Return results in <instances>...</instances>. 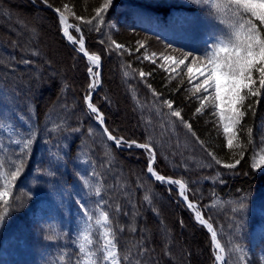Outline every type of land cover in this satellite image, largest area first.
<instances>
[{"label":"trees","instance_id":"obj_1","mask_svg":"<svg viewBox=\"0 0 264 264\" xmlns=\"http://www.w3.org/2000/svg\"><path fill=\"white\" fill-rule=\"evenodd\" d=\"M48 3L60 8L73 28L79 27L88 51L103 60L94 102L108 130L117 138L149 143L156 152L155 170L185 183L189 198L213 223L226 253L224 264H264V90L258 102L256 97L244 102L254 107L241 108L245 116L231 130L229 148L216 109L206 102L196 112L207 93L193 95L189 89L203 78L189 83L183 65L176 76L168 70L175 65L161 58L204 53L180 43L182 29L174 25L160 31L141 23L152 13L159 19L197 22L200 15L213 12L211 5L205 0H112L103 23L92 21L99 31H90L92 26L77 17L92 20L106 0ZM0 9L6 16L0 15V157L5 160L0 171L7 175L14 170L11 161L18 147L11 140L29 134L33 140L14 184L7 188L0 179V190L9 192V211L0 225V264L96 261L79 247L86 227L84 209L92 219L101 211L108 213L106 227L113 233L119 264H214L210 234L175 190L148 176V153L118 149L88 113L83 91L89 64L61 35L55 12L41 0H0ZM38 17L42 23L35 22ZM30 34L33 41L28 40ZM223 36L222 31L208 37L214 43ZM44 40L50 50L43 48ZM112 41L124 47L118 50ZM56 53H62V59ZM190 62L191 57L185 63ZM140 71L146 75L140 77ZM119 99L126 119L117 108ZM165 101L172 102L171 109ZM173 111L181 116H173ZM237 159L234 169L225 167ZM241 203L244 209H239ZM4 208L0 202V213ZM92 219L88 251L94 254L100 231Z\"/></svg>","mask_w":264,"mask_h":264},{"label":"snow or ice","instance_id":"obj_2","mask_svg":"<svg viewBox=\"0 0 264 264\" xmlns=\"http://www.w3.org/2000/svg\"><path fill=\"white\" fill-rule=\"evenodd\" d=\"M43 3L47 4L48 0H42ZM194 4H200L201 0H191ZM209 3L213 9L212 15L215 19L219 20L222 24L227 27L222 29L224 36L223 38H218L210 46H206L204 49L203 56H197L193 52L181 53L179 58L171 55H161L163 61L170 64H174L175 67H171L168 70L179 76L180 73L177 69L183 65L187 70V75L189 77V83L194 79H199L202 77L199 83H195L189 91L193 95L197 93H207L201 99V106L196 109L197 113H200L205 107L207 102L216 109L219 119L223 121V131L228 134L227 145L229 148L233 147V136L232 129L240 123L242 118L245 116L246 110H252L254 105L249 103L245 106V101L256 97L258 102L261 90H264V0H205ZM112 3V0H106V3L101 7L97 8L96 15L92 20L84 21L83 17H77V20L83 21L84 23L91 25L89 29L99 31L95 25L92 24L93 20H98L103 23V13L107 10L108 6ZM67 8V5H65ZM55 11L59 14V19L62 24H64L63 31L67 36V39L72 41L74 44L79 45V51L86 53L85 41L83 39V33L80 32L79 27L76 31L80 33V39L69 34L68 26L65 23L66 17L64 12L60 8H56ZM116 49H122L124 46L121 44H116L112 41ZM141 47L143 45L141 44ZM169 47H171L169 45ZM156 54L153 53L152 56ZM191 57L190 63H185ZM88 59L93 64H99L100 56L90 55ZM144 59H152L151 56L145 55ZM160 67H165V64H161ZM195 69V71H194ZM89 73H93V69H88ZM140 77H144L146 74L143 71L139 73ZM259 84L257 88L256 85ZM90 87H95V82ZM149 87H151L149 85ZM87 99V97H86ZM164 103L171 109L172 102L165 101ZM89 108L93 113H98V109L95 105L89 102ZM172 115L175 117H180V111H173ZM97 119L103 123L102 114L97 115ZM189 128L191 125H187ZM13 133H16L13 127ZM107 132V129H104ZM251 130H249L250 132ZM109 139L115 141L116 145L124 143L126 147H139L147 152H149L150 163L148 164L147 171L155 176L158 181L168 180L171 184H179L181 195H183V190L186 187L181 181L172 180L166 178L162 175L157 174L152 163L155 162L156 156L155 152L152 150L149 143L137 144L136 141H131V143L124 141V139L112 136L108 133ZM249 139L251 137L249 136ZM264 142V141H262ZM10 144H14L18 147V155L15 160L11 161V170L7 175L0 171V179L5 181V187L10 188L16 179L21 175L25 161L28 158V154L33 145V140L31 139V134L28 137H20L19 139L11 140ZM4 152L2 143H0V154ZM243 154V150H241ZM261 160H264V156H261ZM217 163H220L217 161ZM240 160L237 159L234 164H227L225 167L229 169H234ZM5 164L4 158L0 157V169H3ZM85 180V184H87ZM96 194H100V189H96ZM9 192L5 190H0V202L5 204L3 213H0V225L3 224L6 214L9 211L8 200L6 197ZM187 199V197H185ZM84 206L81 205V208ZM99 207V206H98ZM188 207H193L191 203ZM245 205L243 203L239 204V209H244ZM86 216V227L81 230L80 235L82 236L83 243L79 245L80 251L86 256L94 255L92 252L88 251V247L93 243L88 232L91 228V216L88 215V210L84 209ZM108 213L100 212V218L96 219V225L104 227L108 221ZM196 219L200 221L201 224H206L207 221L201 218L199 212L196 213ZM208 228L211 229L212 225L208 224ZM113 233L110 228H104L103 232V264H119L117 258V250L115 241L111 238ZM212 239L216 241V247L219 249L220 253H223L224 249L220 247V242L216 240L217 233L212 231ZM217 260H221L222 256L217 254L215 257ZM85 264H96L95 260L85 261Z\"/></svg>","mask_w":264,"mask_h":264},{"label":"rangeland","instance_id":"obj_3","mask_svg":"<svg viewBox=\"0 0 264 264\" xmlns=\"http://www.w3.org/2000/svg\"><path fill=\"white\" fill-rule=\"evenodd\" d=\"M0 15H4L3 17H6L5 16V13H3V11H1V9H0ZM7 20V19H6ZM35 20V22H37V23H42V19H40L39 17L38 18H36V19H34ZM17 22V21H16ZM19 22V21H18ZM17 22V25L19 26V27H22V25H20V22L18 23ZM8 28H9V30L10 31H15V32H19V30H17L14 26H8ZM26 29V28H25ZM21 30H23V29H21ZM24 31V30H23ZM26 32V31H25ZM41 35H44L45 36V34L44 33H42ZM43 36V37H44ZM46 38H48L47 36H46ZM28 40L29 41H33V37L31 36V34L29 35V38H28ZM43 43V48L44 49H46V50H50V46H49V44H47L46 42H45V40L42 42ZM56 56H57V58H59V59H62V53H56ZM93 69V73H94V71H95V67H93L92 68ZM71 72V71H70ZM93 73H91V74H93ZM118 103H119V105H118V109H119V113H120V115H122L123 117L122 118H124V119H126V114H125V112H124V110H125V107H124V104L122 103V101H121V99H119L118 100ZM97 218H100V216L99 217H94L92 220H96ZM106 225H107V222H106V224L104 225V227H101V226H99V228H100V232H99V243H98V245L97 246H95L94 247V255H95V257H96V263H99V264H103V252H102V247H103V239H102V236H103V232H104V228H107L106 227ZM165 235V234H164ZM165 237H166V241H167V236L165 235ZM112 238V237H111ZM198 252L199 251H197L196 253L198 254Z\"/></svg>","mask_w":264,"mask_h":264},{"label":"bare ground","instance_id":"obj_4","mask_svg":"<svg viewBox=\"0 0 264 264\" xmlns=\"http://www.w3.org/2000/svg\"><path fill=\"white\" fill-rule=\"evenodd\" d=\"M62 25H63V27H64V24H62ZM151 174H152V173H151ZM162 183L167 184V185H169V186H171V187H173V186H174V187H178V188L180 187L179 184H171V183H169L167 179H166L165 181H163ZM184 200L186 201V199H184ZM186 202H187V201H186ZM187 203H188V202H187ZM188 204H189V203H188ZM195 211H196V210H195ZM197 212H198V211H196V213H197ZM200 215H201V218H202L203 220H206V219L203 217L202 214H200ZM198 221H199V220H198ZM206 221H207V220H206ZM208 224H209V223H208V221H207V223L204 224V225L208 226ZM214 248H215L216 251H218V253H216L215 255L220 254V255L222 256V254L220 253V251H219V249L216 247V245H215ZM221 260H222V259H221ZM221 260H217V263L221 262Z\"/></svg>","mask_w":264,"mask_h":264},{"label":"water","instance_id":"obj_5","mask_svg":"<svg viewBox=\"0 0 264 264\" xmlns=\"http://www.w3.org/2000/svg\"><path fill=\"white\" fill-rule=\"evenodd\" d=\"M105 133H106L107 137H109V136H108V133H109L108 130H107V132H105ZM219 264H222V262H220Z\"/></svg>","mask_w":264,"mask_h":264}]
</instances>
